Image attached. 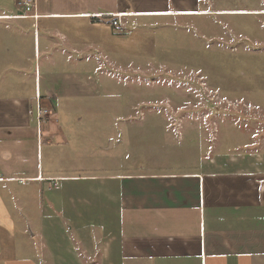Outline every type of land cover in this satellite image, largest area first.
<instances>
[{
    "label": "rangeland",
    "instance_id": "374dc122",
    "mask_svg": "<svg viewBox=\"0 0 264 264\" xmlns=\"http://www.w3.org/2000/svg\"><path fill=\"white\" fill-rule=\"evenodd\" d=\"M204 1L206 8L242 11L134 19L125 32H114L120 48L113 64L100 55L102 66L81 64L90 76L82 93L64 97L58 88H37L35 104L51 110L68 138L41 144V165L76 178L50 181L40 191L52 220L43 218L33 236L18 235L22 251L14 264L28 257L36 264L46 258L116 264L104 258L102 240L86 247L98 229L116 231L111 210L118 190L109 176L194 171L209 161L264 168V14L247 11H264V0ZM35 90L0 87V94ZM49 92L58 93L56 101L46 98ZM102 189L112 200L97 198Z\"/></svg>",
    "mask_w": 264,
    "mask_h": 264
},
{
    "label": "crops",
    "instance_id": "0c3cea01",
    "mask_svg": "<svg viewBox=\"0 0 264 264\" xmlns=\"http://www.w3.org/2000/svg\"><path fill=\"white\" fill-rule=\"evenodd\" d=\"M19 1L0 0V87L36 90L0 94V264L18 263V235L33 236L43 218L50 224L51 209L40 192L46 184L76 178L41 165V144L68 138L51 110L39 122L37 88H58L64 97L82 93L90 84L82 63L96 60L102 66L98 55L114 63L111 56L120 48L115 16L127 28L142 18L242 11L206 8L204 0H37L35 18ZM47 94L53 101L59 97ZM209 162L194 171L109 176L118 190L111 210L116 231L98 229L86 247L92 250L94 239L102 240L104 258L116 264H264V168ZM30 184L29 194L21 190ZM96 194L114 196L103 189ZM22 260L36 264L32 257Z\"/></svg>",
    "mask_w": 264,
    "mask_h": 264
},
{
    "label": "built area",
    "instance_id": "2783aa9c",
    "mask_svg": "<svg viewBox=\"0 0 264 264\" xmlns=\"http://www.w3.org/2000/svg\"><path fill=\"white\" fill-rule=\"evenodd\" d=\"M18 7L24 11L25 14H31L32 17H37L38 15L36 14V7H37V0H20L18 2ZM35 12V13H34ZM22 16H26V15H22ZM122 16H115V18H113L112 20V25L114 26V28L119 32H125L126 30V24L123 22V20L121 19ZM40 99V97L38 98V100ZM50 110L47 108H41V106L37 105V117L39 122L43 121L46 114H49ZM21 183H25L24 179H20L19 180Z\"/></svg>",
    "mask_w": 264,
    "mask_h": 264
}]
</instances>
